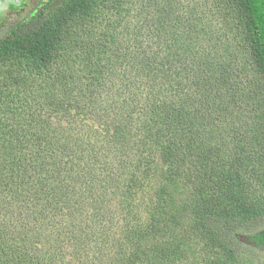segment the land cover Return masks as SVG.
Wrapping results in <instances>:
<instances>
[{"label": "trees", "instance_id": "16d2710c", "mask_svg": "<svg viewBox=\"0 0 264 264\" xmlns=\"http://www.w3.org/2000/svg\"><path fill=\"white\" fill-rule=\"evenodd\" d=\"M259 186L264 0H48L0 29V264L235 263Z\"/></svg>", "mask_w": 264, "mask_h": 264}, {"label": "rangeland", "instance_id": "374dc122", "mask_svg": "<svg viewBox=\"0 0 264 264\" xmlns=\"http://www.w3.org/2000/svg\"><path fill=\"white\" fill-rule=\"evenodd\" d=\"M46 1L48 0H9L5 4L0 3V29L10 22L28 20ZM262 190L259 186V195L264 194ZM241 236L246 240L243 233ZM190 264H205V262L200 258L199 261ZM230 264H264V247L255 248L253 255L246 252L238 262Z\"/></svg>", "mask_w": 264, "mask_h": 264}, {"label": "bare ground", "instance_id": "6f19581e", "mask_svg": "<svg viewBox=\"0 0 264 264\" xmlns=\"http://www.w3.org/2000/svg\"><path fill=\"white\" fill-rule=\"evenodd\" d=\"M9 0H0V3H3L4 2V4L5 3H7Z\"/></svg>", "mask_w": 264, "mask_h": 264}]
</instances>
